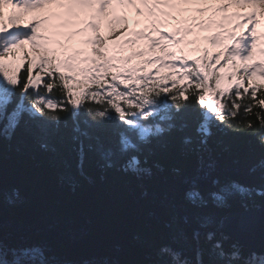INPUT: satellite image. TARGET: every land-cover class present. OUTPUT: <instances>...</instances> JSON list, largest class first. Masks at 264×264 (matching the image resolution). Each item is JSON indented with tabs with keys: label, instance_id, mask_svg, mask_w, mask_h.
<instances>
[{
	"label": "trees",
	"instance_id": "16d2710c",
	"mask_svg": "<svg viewBox=\"0 0 264 264\" xmlns=\"http://www.w3.org/2000/svg\"><path fill=\"white\" fill-rule=\"evenodd\" d=\"M107 77L85 89L49 69L37 88L58 105L40 112L32 90L19 100L24 72L3 94L0 264H250L229 239L198 231L228 212L264 211V94L216 93L217 110L194 87L184 99L153 93L167 109L146 115L160 129L141 137L128 113L155 84L132 79L126 98ZM190 179L200 187L191 195Z\"/></svg>",
	"mask_w": 264,
	"mask_h": 264
},
{
	"label": "rangeland",
	"instance_id": "374dc122",
	"mask_svg": "<svg viewBox=\"0 0 264 264\" xmlns=\"http://www.w3.org/2000/svg\"><path fill=\"white\" fill-rule=\"evenodd\" d=\"M209 27L210 28L213 27L212 23H209ZM39 28H41V26L37 25L35 27V30H37ZM42 29L45 30L47 35L36 38L33 41V44L28 45L30 50H32V51H34V49H37L38 51L47 50L52 54H56V57L60 60L65 58L66 60H63V61H66L65 63L67 64L68 61L70 60L69 59L70 55L73 52L72 47H69L66 45V43L72 42L74 40L71 33L68 32L66 30V28L56 27L55 25H52V24H47L46 27H43ZM209 34L210 35L206 34V36H205L208 38L207 46L211 50L217 52V50H219L221 48V45L218 43V40H215V38H214L215 35L213 33H211V31H209ZM90 38L91 37L88 35L86 37L79 38L77 41L78 42H87V41H89ZM75 47H76L75 49L84 47V50H87L88 52H92L93 54L95 52V49L93 47H91L89 44L80 45V46H79V44H76ZM68 53H70V54H68ZM75 58H76V56H75ZM64 65L65 64H59V66H64ZM61 69H64V67H62ZM222 71H223V73L230 74L231 77L234 78V72H233L232 67L230 65L225 66ZM135 164L133 162V165L131 166V168L136 169V167L134 166ZM2 258L5 261L7 260L4 258V255H2ZM16 258H18V257H16ZM18 259L22 260V259H26V257L24 255L20 254ZM4 260H3V263L1 262V264L6 263ZM17 263L20 264L19 261H17Z\"/></svg>",
	"mask_w": 264,
	"mask_h": 264
},
{
	"label": "water",
	"instance_id": "95a60500",
	"mask_svg": "<svg viewBox=\"0 0 264 264\" xmlns=\"http://www.w3.org/2000/svg\"><path fill=\"white\" fill-rule=\"evenodd\" d=\"M249 218L250 220H248ZM259 219L264 220V213L259 210L232 212L227 214L220 227L223 231L247 247H250L253 251L263 252L264 230L255 231L253 229V226H256Z\"/></svg>",
	"mask_w": 264,
	"mask_h": 264
},
{
	"label": "bare ground",
	"instance_id": "6f19581e",
	"mask_svg": "<svg viewBox=\"0 0 264 264\" xmlns=\"http://www.w3.org/2000/svg\"><path fill=\"white\" fill-rule=\"evenodd\" d=\"M249 227H251V226L249 225ZM253 229L255 231H257V230L263 231L264 230V220L259 219V221H257L256 226H253Z\"/></svg>",
	"mask_w": 264,
	"mask_h": 264
}]
</instances>
